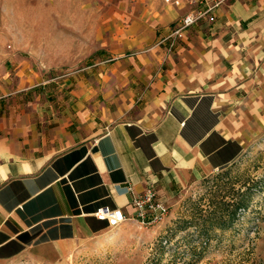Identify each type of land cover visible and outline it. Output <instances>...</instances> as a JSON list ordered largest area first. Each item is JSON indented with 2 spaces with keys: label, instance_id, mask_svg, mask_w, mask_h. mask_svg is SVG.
<instances>
[{
  "label": "crops",
  "instance_id": "1",
  "mask_svg": "<svg viewBox=\"0 0 264 264\" xmlns=\"http://www.w3.org/2000/svg\"><path fill=\"white\" fill-rule=\"evenodd\" d=\"M159 2L108 65L40 80L0 52V264L68 261L128 229L134 195L170 202L264 130V0H225L170 51L184 9ZM100 207L128 219L110 228Z\"/></svg>",
  "mask_w": 264,
  "mask_h": 264
},
{
  "label": "rangeland",
  "instance_id": "2",
  "mask_svg": "<svg viewBox=\"0 0 264 264\" xmlns=\"http://www.w3.org/2000/svg\"><path fill=\"white\" fill-rule=\"evenodd\" d=\"M159 5V0H0V52L11 56L3 63L28 66L40 80L108 65L117 34L145 21L147 10ZM87 70L95 76L94 68ZM247 183L253 185L248 209L199 245V216L210 210V200ZM163 204L167 215L161 222H132L123 231L84 239L68 261L57 264H264V130L232 164Z\"/></svg>",
  "mask_w": 264,
  "mask_h": 264
},
{
  "label": "built area",
  "instance_id": "3",
  "mask_svg": "<svg viewBox=\"0 0 264 264\" xmlns=\"http://www.w3.org/2000/svg\"><path fill=\"white\" fill-rule=\"evenodd\" d=\"M163 3L175 8L184 9V12L175 22L169 34L162 38L159 44H165L170 51L185 36V32L197 23L206 20L213 22V10L219 7L225 0H161ZM130 206L134 210L135 221L142 226H151L161 222L167 215V207L161 202L155 191L148 188L141 195H134ZM94 217L100 222H105L110 228H115L128 218L118 210L100 207L94 212Z\"/></svg>",
  "mask_w": 264,
  "mask_h": 264
},
{
  "label": "trees",
  "instance_id": "4",
  "mask_svg": "<svg viewBox=\"0 0 264 264\" xmlns=\"http://www.w3.org/2000/svg\"><path fill=\"white\" fill-rule=\"evenodd\" d=\"M253 186V185H252ZM250 184H242L237 190L232 186L228 191L221 192L208 204L210 210L202 215L200 213L199 220L202 224V228L199 231L198 240L200 245L202 242H208L213 229L229 228L233 225L237 219V213L239 210H247L251 201V188ZM240 189H244L240 191ZM201 235V236H200ZM199 253V252H198Z\"/></svg>",
  "mask_w": 264,
  "mask_h": 264
}]
</instances>
